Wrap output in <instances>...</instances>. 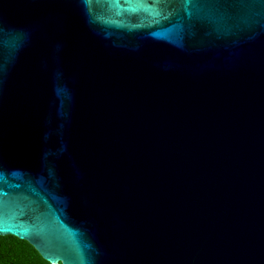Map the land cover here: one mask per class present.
<instances>
[{
    "label": "water",
    "instance_id": "95a60500",
    "mask_svg": "<svg viewBox=\"0 0 264 264\" xmlns=\"http://www.w3.org/2000/svg\"><path fill=\"white\" fill-rule=\"evenodd\" d=\"M0 236L264 264V0H0Z\"/></svg>",
    "mask_w": 264,
    "mask_h": 264
},
{
    "label": "trees",
    "instance_id": "16d2710c",
    "mask_svg": "<svg viewBox=\"0 0 264 264\" xmlns=\"http://www.w3.org/2000/svg\"><path fill=\"white\" fill-rule=\"evenodd\" d=\"M0 264H49L28 242L0 236Z\"/></svg>",
    "mask_w": 264,
    "mask_h": 264
}]
</instances>
